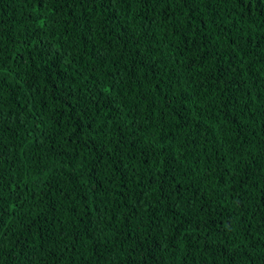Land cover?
<instances>
[{
  "label": "trees",
  "instance_id": "trees-1",
  "mask_svg": "<svg viewBox=\"0 0 264 264\" xmlns=\"http://www.w3.org/2000/svg\"><path fill=\"white\" fill-rule=\"evenodd\" d=\"M0 264H264V0H0Z\"/></svg>",
  "mask_w": 264,
  "mask_h": 264
}]
</instances>
